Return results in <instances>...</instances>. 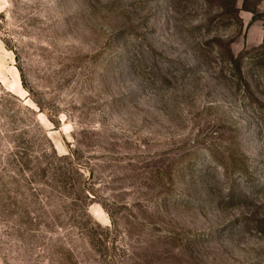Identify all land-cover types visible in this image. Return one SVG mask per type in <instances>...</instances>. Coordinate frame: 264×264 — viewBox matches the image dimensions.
<instances>
[{"label":"rangeland","instance_id":"rangeland-1","mask_svg":"<svg viewBox=\"0 0 264 264\" xmlns=\"http://www.w3.org/2000/svg\"><path fill=\"white\" fill-rule=\"evenodd\" d=\"M0 264H264V0H0Z\"/></svg>","mask_w":264,"mask_h":264}]
</instances>
